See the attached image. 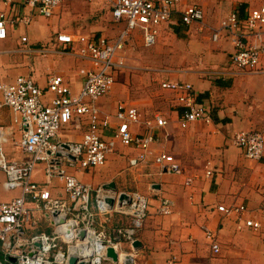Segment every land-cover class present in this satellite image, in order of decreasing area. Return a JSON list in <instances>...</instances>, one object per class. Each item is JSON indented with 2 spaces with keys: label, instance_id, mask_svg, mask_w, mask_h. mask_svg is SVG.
I'll return each mask as SVG.
<instances>
[{
  "label": "crops",
  "instance_id": "crops-1",
  "mask_svg": "<svg viewBox=\"0 0 264 264\" xmlns=\"http://www.w3.org/2000/svg\"><path fill=\"white\" fill-rule=\"evenodd\" d=\"M261 4L262 0H180L176 4L179 10L188 6L202 10L204 28L200 30L197 23L182 25L180 11H177L168 23L158 28L157 45L151 47L159 52L165 35L185 37L188 42H203L206 50L200 47V51H205L204 59L186 75H176L172 68L137 69L129 60L132 55L129 51L134 50L132 44L148 48L143 43V32L137 28L134 32L141 35L132 34L127 42L125 67L115 72L111 91L96 105L100 112L112 116L120 103L135 107L141 122L130 126L134 134H145L148 131L146 122L152 121L156 114L167 121L166 127L152 129L157 142L149 148L145 162L136 167H130L128 161L136 157L140 149L118 142L102 166L82 169L74 162L72 166L66 163L63 166L67 174L93 187L103 186L110 192H139L146 196L148 216L137 236L141 247L134 251L137 264H264V220H260L262 226L258 231L243 224L246 219L261 218L264 157L247 159L241 149L231 144L237 132L264 129V53L257 72L245 73L230 63L232 46L226 36L217 42L211 40V30L225 24L230 14L235 13L242 20ZM1 13L6 15V37L0 40V85L10 84L18 77L29 78L46 92L45 103L53 98V94L47 92L51 77H60L72 94H76L92 70V63L79 56L82 48L77 42L79 37L112 41L125 26L124 22L113 20L110 5L100 0L91 3L69 0L50 18L41 16L24 0L8 5L0 0ZM58 34L70 35L74 42L59 43ZM139 71L151 76L128 74ZM159 74L161 78H154ZM168 81L190 84L210 122H193L180 127L185 108L176 100L175 93L160 87L162 82ZM0 105V127L7 139L4 152L10 161L27 160L28 156L15 147L23 137L20 117L3 105L1 92ZM116 124V120H112L109 128L100 129L103 140L113 138ZM87 128V117H73L62 127L60 138L64 142H79ZM161 152L173 156L181 168L180 174L161 171L155 165L154 156ZM45 168V164H38L34 182L46 185L52 198L66 199L62 180L53 178L46 184ZM5 180L0 170V204L19 196L17 190L4 189ZM109 185L113 187L107 189ZM165 199L172 204L169 216L158 214L160 202ZM26 201L31 211L30 220L38 226L36 231L50 233L47 216L34 209L30 197ZM219 206H243L246 211L241 216L227 217L218 212ZM127 223L126 218L114 215L101 226L110 236L115 227ZM206 230L215 235L220 248L218 254L211 252ZM25 233L30 235L31 228Z\"/></svg>",
  "mask_w": 264,
  "mask_h": 264
},
{
  "label": "built area",
  "instance_id": "built-area-1",
  "mask_svg": "<svg viewBox=\"0 0 264 264\" xmlns=\"http://www.w3.org/2000/svg\"><path fill=\"white\" fill-rule=\"evenodd\" d=\"M1 1L8 5L15 0ZM67 1L24 0L27 6L35 8L45 18H50ZM75 1L91 3L96 0ZM100 1L109 4L113 20L124 22L125 26L112 41L104 38L97 41H90L86 37L77 39L82 44L79 56L93 66L78 93L72 94L57 76L48 80L47 92L53 94L49 103L44 101L46 92L29 78L18 77L10 84L0 85L3 105L20 117L23 128V137L15 147L28 156L24 161L8 160L3 148L7 139L4 129L0 127V170L6 177L4 189L19 191V196L0 204V264H69L71 257L76 258L75 264H112L106 255L108 248H112L117 255L114 264H137L133 244L148 216L146 196L139 192H110L103 186L93 187L67 174L63 166L65 163L69 166L75 163L82 169L102 166L107 156L114 151L116 142L140 149L136 157L129 159L130 167L145 162L149 148L157 142L152 129H164L167 121L156 114L152 121L146 122L148 131L145 134H134L130 126L141 122L135 107L120 103L112 116L100 112L96 103L111 91L115 72L125 67V48L137 28L143 32L144 46L151 47L155 44L158 28L168 23L173 13L180 11L182 25L197 23L200 30L204 28V14L197 6L177 9L176 4L180 0ZM5 23L6 15L1 13L0 40L6 37ZM223 36L232 46V66L245 73L257 72L260 57L264 53V0L245 19L241 20L232 13L225 24L211 30L213 42ZM56 39L63 44L74 42L72 36L67 34H58ZM160 87L175 93L176 100L184 106L180 127L184 128L193 122H210L206 110L197 103L190 84L168 81L162 82ZM82 116L88 120V128L82 139L79 142L62 141V127L69 124L73 117ZM112 120L117 123L113 138L103 140L99 135L100 129L109 128ZM231 144L241 149L245 158L261 160L264 157V129L237 132L231 138ZM153 162L161 171L174 174L181 172L173 156L164 152L157 153ZM40 163L46 166L47 185L53 178L62 180L66 199L52 198L46 185L34 182L33 176ZM209 174L210 171L207 172ZM121 194L125 195L123 200H120ZM27 197H30L36 211L47 216L52 228L50 233L36 231L38 226L30 220ZM109 199L113 200L112 205L107 203ZM171 205L170 201L162 200L158 214L169 216L172 213ZM217 210L228 217L241 216L246 208L219 206ZM259 214V219L244 220V226L253 231L261 229L264 198ZM114 215L126 218L128 225L115 227L109 236L101 223L109 221ZM28 228L32 230L30 235L25 233ZM81 233H84L82 238ZM205 235L210 241L211 252L218 254L220 248L215 235L208 230ZM81 244L86 245L88 254L81 255L75 251Z\"/></svg>",
  "mask_w": 264,
  "mask_h": 264
},
{
  "label": "rangeland",
  "instance_id": "rangeland-1",
  "mask_svg": "<svg viewBox=\"0 0 264 264\" xmlns=\"http://www.w3.org/2000/svg\"><path fill=\"white\" fill-rule=\"evenodd\" d=\"M211 20L214 21V19ZM138 34V37H140V32L137 31L133 33L134 36H137ZM181 35L184 36L183 34ZM164 38L163 45L159 47V52L152 50L157 44L150 48H144L136 43L132 44V48H134V50L129 51V53L132 54L129 60L131 59L130 61L133 62L137 69H141L143 67L160 68L161 70H164L162 68H172L175 70L176 75H186L192 73L190 69H194L196 66H199L200 60L204 59L205 51H200V47L206 50L203 42L202 44L198 40L188 42L189 40L185 39V37L182 38L174 35H165ZM207 42L212 45L211 42ZM164 46H167L170 50H164ZM166 52H170L168 53L169 55H167ZM125 54H127V52H125ZM127 56L128 55H126V58ZM128 74L129 76L138 75L140 77H145V75L151 76V74H147L146 72H129ZM161 75L162 74H159L158 76L156 75L154 78H161ZM120 78H124V76H120ZM49 228V231H51L52 228Z\"/></svg>",
  "mask_w": 264,
  "mask_h": 264
},
{
  "label": "water",
  "instance_id": "water-1",
  "mask_svg": "<svg viewBox=\"0 0 264 264\" xmlns=\"http://www.w3.org/2000/svg\"><path fill=\"white\" fill-rule=\"evenodd\" d=\"M112 187H113V185H109V186H107V189L108 188H112ZM124 198H125V195L121 194L120 200H123ZM107 203L109 205H112L113 204V200L109 199V200H107ZM82 237H84V233H81V238ZM140 247H141L140 242L139 241H135L134 244H133V248L134 249H139ZM106 255H107V258H109L111 260L112 264L117 262V255H116V253L114 252V250L112 248H108L107 249V254ZM12 261H14V260L12 259ZM75 263H76V258L71 257L69 259V264H75Z\"/></svg>",
  "mask_w": 264,
  "mask_h": 264
},
{
  "label": "bare ground",
  "instance_id": "bare-ground-1",
  "mask_svg": "<svg viewBox=\"0 0 264 264\" xmlns=\"http://www.w3.org/2000/svg\"><path fill=\"white\" fill-rule=\"evenodd\" d=\"M67 231H69V228H68V230ZM85 248H86V245L85 244H81V246H77L76 248H75V251L77 252V253H79V254H88V251H85Z\"/></svg>",
  "mask_w": 264,
  "mask_h": 264
}]
</instances>
